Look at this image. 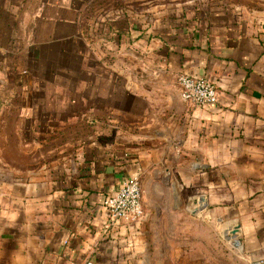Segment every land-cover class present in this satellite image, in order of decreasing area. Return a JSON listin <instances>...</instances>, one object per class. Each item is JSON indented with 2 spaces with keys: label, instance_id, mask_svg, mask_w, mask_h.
Segmentation results:
<instances>
[{
  "label": "crops",
  "instance_id": "crops-1",
  "mask_svg": "<svg viewBox=\"0 0 264 264\" xmlns=\"http://www.w3.org/2000/svg\"><path fill=\"white\" fill-rule=\"evenodd\" d=\"M183 73L217 101H183ZM132 175L142 217L105 227ZM259 259L264 0H0V264Z\"/></svg>",
  "mask_w": 264,
  "mask_h": 264
},
{
  "label": "built area",
  "instance_id": "built-area-1",
  "mask_svg": "<svg viewBox=\"0 0 264 264\" xmlns=\"http://www.w3.org/2000/svg\"><path fill=\"white\" fill-rule=\"evenodd\" d=\"M177 86L180 98L185 102L209 105L217 101L218 92L215 85L204 76L180 74L177 77ZM141 197L142 188L138 175H132L123 180L119 188L106 195L102 201L105 216L104 226L139 220L144 213ZM233 241L239 248V240L233 238ZM247 264H264V261L262 259L251 260Z\"/></svg>",
  "mask_w": 264,
  "mask_h": 264
},
{
  "label": "rangeland",
  "instance_id": "rangeland-1",
  "mask_svg": "<svg viewBox=\"0 0 264 264\" xmlns=\"http://www.w3.org/2000/svg\"><path fill=\"white\" fill-rule=\"evenodd\" d=\"M206 207L203 208L202 210H199L198 213H201V214L204 213L203 210L206 209ZM222 227L223 226H219L217 229V245H218V247L222 248V251H225L226 249H229L233 252L239 251L240 246H239V248L237 246H235L233 238H230L229 236H226V234L221 232ZM218 260L222 261V260H224V258L221 257V258H218ZM234 261H236V260H234Z\"/></svg>",
  "mask_w": 264,
  "mask_h": 264
},
{
  "label": "water",
  "instance_id": "water-1",
  "mask_svg": "<svg viewBox=\"0 0 264 264\" xmlns=\"http://www.w3.org/2000/svg\"><path fill=\"white\" fill-rule=\"evenodd\" d=\"M206 205V198L204 195H199L198 197V205L197 210H202L203 208H205ZM237 231V228L232 229L231 233L234 234ZM225 234V233H224ZM228 235V233L226 234V236Z\"/></svg>",
  "mask_w": 264,
  "mask_h": 264
}]
</instances>
